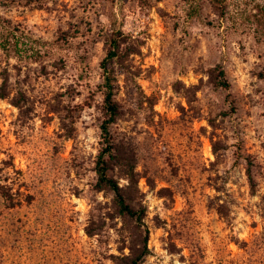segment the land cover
Segmentation results:
<instances>
[{"label":"rangeland","instance_id":"rangeland-1","mask_svg":"<svg viewBox=\"0 0 264 264\" xmlns=\"http://www.w3.org/2000/svg\"><path fill=\"white\" fill-rule=\"evenodd\" d=\"M0 16L22 49L0 46V184L19 202L0 195V264L130 254L137 225L96 171L116 31L113 174L138 175L142 264H264V0H0Z\"/></svg>","mask_w":264,"mask_h":264},{"label":"trees","instance_id":"trees-1","mask_svg":"<svg viewBox=\"0 0 264 264\" xmlns=\"http://www.w3.org/2000/svg\"><path fill=\"white\" fill-rule=\"evenodd\" d=\"M2 23L0 25L3 26L5 21H2ZM120 33L119 31L113 33L108 42L106 56L101 61L102 82L100 87L104 95L105 119L101 125L102 143L96 162V171L98 174V186L101 189L108 188L113 193L117 212L124 217L134 220L137 225L135 226L137 230L135 228L132 231L133 238L129 245L130 254L121 258V264H142L145 257L149 254V230L143 227L144 222L142 219L144 211L141 208H137V203L135 202L137 199L136 194L139 191L138 175L134 168L127 170L129 185L124 187L120 185L113 174V161L118 158V146L115 143L111 128L116 123L120 111L116 100L117 77L113 64L120 54ZM0 46L6 51L14 50L16 53L22 52L18 37L12 30H8V28L6 34H2L0 37ZM34 53L40 54L37 50H34ZM217 75V85L229 90L231 83L225 70L218 69ZM250 179H252L251 176ZM0 195L11 207L19 203L12 190L4 184H0Z\"/></svg>","mask_w":264,"mask_h":264}]
</instances>
